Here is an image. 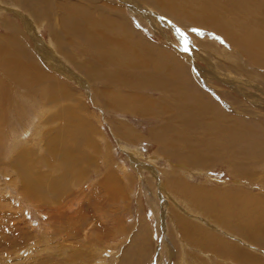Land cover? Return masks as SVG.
Returning <instances> with one entry per match:
<instances>
[{
    "label": "rangeland",
    "instance_id": "1",
    "mask_svg": "<svg viewBox=\"0 0 264 264\" xmlns=\"http://www.w3.org/2000/svg\"><path fill=\"white\" fill-rule=\"evenodd\" d=\"M59 1L0 0V264H264V0Z\"/></svg>",
    "mask_w": 264,
    "mask_h": 264
},
{
    "label": "bare ground",
    "instance_id": "2",
    "mask_svg": "<svg viewBox=\"0 0 264 264\" xmlns=\"http://www.w3.org/2000/svg\"><path fill=\"white\" fill-rule=\"evenodd\" d=\"M47 1V0H46ZM80 1V0H79ZM95 0H84V5H86L85 2H88L89 3H93ZM156 1V0H155ZM154 1V2H155ZM70 1L68 0H63V1H59V2H56L55 5L58 7L60 5H63L66 3H69ZM75 2V1H74ZM73 3H70L68 4L64 9L60 8L58 10V15L60 16V20H61V24H62V30L64 31V33L66 32H73L74 34H77V32H79L80 35H82L83 37L85 36V38H87L88 36H93V35H98L99 34V31L91 24V16L89 13H87V10L84 12V14L82 16H75V13L76 11H79L78 8H80L79 6H81V4H74ZM162 2V1H161ZM181 0H163L162 2V5H166L169 9V13H173V14H177L178 13V10H179V7L181 5ZM156 3V2H155ZM40 4V3H39ZM159 4V3H158ZM64 5V6H65ZM76 5V6H75ZM90 6V5H88ZM84 7V6H83ZM82 7V9H83ZM111 7V5H110ZM59 8V7H58ZM115 8V7H114ZM81 9V10H82ZM118 9V8H117ZM206 11V10H205ZM207 12V11H206ZM87 13V14H85ZM120 13V12H119ZM201 13V12H200ZM78 14V13H76ZM102 14V15H101ZM202 14V13H201ZM100 15L102 17H104V20H108V19H111V18H107L106 16H103L104 13H100ZM210 15H211V12H210ZM216 16V15H215ZM214 16V17H215ZM80 18V21L78 20ZM213 19V18H212ZM58 22V21H56ZM54 22V23H56ZM111 22H115L113 19L109 20L108 21V24H111ZM118 22H121L123 23L121 20H118ZM107 23V22H106ZM213 25H215L216 27H218L220 30H224L225 32L231 34L233 33L231 29L227 28L224 24L221 23V20L220 18H218L216 16V18H214V21L212 22ZM59 24V23H58ZM261 26V25H260ZM248 27V26H247ZM254 27V26H253ZM61 28V27H60ZM262 28V27H261ZM102 29V27L100 28ZM258 36L254 35V34H241V36L239 37V41L244 44L250 51L251 53H253L254 56H258L260 54V52L263 50L262 47L264 46V40L262 38V34H260L258 32ZM95 39V38H94ZM14 41L12 38L7 40V42L4 44L6 46V49H5V54H10L12 56H10V58H13L15 54H18L19 51L17 50V47H16V43L14 44ZM3 45V44H2ZM4 47V46H3ZM1 47V48H3ZM9 50H12V52L10 53ZM46 54V53H45ZM50 56V55H49ZM46 58V57H45ZM44 58V59H45ZM47 59V58H46ZM53 60V59H52ZM255 60V59H254ZM257 60V59H256ZM54 62V61H53ZM53 65V64H52ZM56 68V66H55ZM59 70V69H58ZM62 70V69H61ZM162 70V69H161ZM174 72V71H173ZM172 73V71L170 72ZM64 74V72H63ZM176 74V73H175ZM183 78V77H182ZM161 80V79H160ZM160 80H156V79H153L152 82L154 84H157V85H162L165 86L166 84V81H160ZM179 89L183 88V86L181 85V82L179 80V82L177 83ZM54 90H56L57 93H60L61 92V89L59 90V88L57 86H54ZM185 91V90H184ZM196 91V90H195ZM177 92V90H176ZM180 94L185 97L186 95L184 94V92L182 91L181 89V92ZM55 99L58 98L59 96L55 93H53ZM188 95V94H187ZM177 96V95H176ZM178 97V96H177ZM182 97V98H183ZM180 100V99H179ZM189 101L188 104L186 105H179V104H175L174 107L175 109H177L176 105L180 107V113L182 111H184V109H181V108H185L187 107V112H188V118L189 121L193 119V116H195V121L196 123H193L194 124V127L195 125L198 126V123H199V126H202L203 123H202V119H206V116H205V112L206 111H201V109H198V106H202L204 104V101L199 98V97H196V95H193V96H190V99L188 98L187 101ZM186 101V102H187ZM206 102V100H205ZM184 103V102H183ZM208 103V102H207ZM208 105V104H207ZM207 109V108H206ZM205 109V110H206ZM48 110V109H47ZM49 111V110H48ZM141 111L143 112H149V109L146 108V107H143L141 108ZM178 111V109H177ZM184 115V114H183ZM215 119H217L219 116H214ZM230 122V120H228ZM224 122L223 120L219 119L217 120L216 122L215 121H211L210 119H207V128H211L212 125H213V128H214V132H216L218 129L219 131H222L226 125L224 126ZM228 126V129L229 130V134L233 135L234 136V140L239 138L241 140H244L245 143H248V144H251L250 143V140L252 141L253 139L250 138L252 135H251V127L249 125H246L243 123H237V122H233L232 124H227ZM237 129V130H236ZM131 130V129H130ZM219 131H217L216 134L219 135ZM236 131L238 132L237 133V137L235 136L236 135ZM232 132V133H231ZM229 134H226L227 138L230 140V135ZM127 137V136H126ZM248 139V140H247ZM256 141H258V144H261L262 141L260 139H257L255 138ZM53 141V140H52ZM57 141V140H56ZM53 145V144H52ZM56 146V145H54ZM233 146V144H232ZM235 147V146H234ZM259 147V146H258ZM262 147V146H261ZM239 148V147H238ZM244 148V147H243ZM60 148H58L59 150ZM240 149V148H239ZM54 151V150H53ZM244 151V150H243ZM247 151V150H246ZM256 151V150H255ZM250 153V152H249ZM248 153V154H249ZM252 153V152H251ZM196 155V154H195ZM197 156V155H196ZM257 156V155H256ZM238 157V156H237ZM248 157V155H247ZM192 158V157H191ZM46 160V159H45ZM194 160V159H193ZM242 167V166H241ZM245 167V166H244ZM175 168V167H174ZM243 168V167H242ZM246 168V167H245ZM188 169V168H187ZM70 172V171H69ZM247 173V172H246ZM70 174V173H69ZM249 174V172H248ZM69 182V181H68ZM40 184H37L35 187H36V191L37 188H39ZM60 190V189H59ZM52 203V202H51ZM204 243V242H203ZM201 248V247H200ZM205 248V247H204ZM220 248V247H219ZM202 249V248H201ZM206 251V250H204ZM193 263V262H192Z\"/></svg>",
    "mask_w": 264,
    "mask_h": 264
}]
</instances>
